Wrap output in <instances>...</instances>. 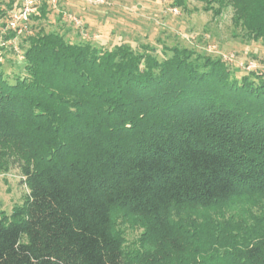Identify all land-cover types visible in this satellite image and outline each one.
<instances>
[{
  "label": "trees",
  "instance_id": "1",
  "mask_svg": "<svg viewBox=\"0 0 264 264\" xmlns=\"http://www.w3.org/2000/svg\"><path fill=\"white\" fill-rule=\"evenodd\" d=\"M201 1L264 42V0ZM0 2L5 17L17 0ZM20 37L10 72L19 54L0 45V172L20 168L29 191L0 211V264H264V73L180 43Z\"/></svg>",
  "mask_w": 264,
  "mask_h": 264
},
{
  "label": "rangeland",
  "instance_id": "2",
  "mask_svg": "<svg viewBox=\"0 0 264 264\" xmlns=\"http://www.w3.org/2000/svg\"><path fill=\"white\" fill-rule=\"evenodd\" d=\"M43 1L50 8L48 18H29V33L42 26L45 30H67L73 40L84 38L105 48L128 42L137 49L143 45L154 46L158 52L165 44L180 43L199 53L222 58L239 78L253 71L264 73V42L245 35V30L236 26L232 20V7L215 15L204 9L205 4L201 0H183L182 5L175 4L177 0H106V3L100 5L90 4L87 0H38L33 11ZM174 7L178 9L177 12H173ZM12 10L5 17H0V24L6 23L14 12ZM71 16L75 20H71ZM17 43L21 48V37ZM226 56L232 58L227 59ZM9 57L10 60H3L2 68L6 72L17 65L23 54H10ZM252 79L259 81L254 74ZM22 179L18 167L0 172V211L11 213L15 206L24 203L29 189ZM243 208L248 207L244 203L236 205L237 211ZM254 211L259 210L255 208ZM117 221L125 231L132 251L139 250L142 228L127 221L125 217H119Z\"/></svg>",
  "mask_w": 264,
  "mask_h": 264
},
{
  "label": "built area",
  "instance_id": "3",
  "mask_svg": "<svg viewBox=\"0 0 264 264\" xmlns=\"http://www.w3.org/2000/svg\"><path fill=\"white\" fill-rule=\"evenodd\" d=\"M1 1V0H0ZM90 4L100 5L106 3V0H87ZM19 5L18 10L16 11L17 4ZM38 4V0H17L16 6L13 8L14 11L11 14V17L6 21V27L3 29L2 34H6L8 30L16 31V35L13 37H9L8 39H3V36L0 38V45L13 47L14 50L20 55L23 54V51L18 46V38L27 31V24L30 18L31 13L35 9ZM0 2V7H1ZM177 8H173V12H177ZM8 14V13H7ZM10 14V13H9ZM71 20H75V17L71 16ZM226 58H232L231 56H226Z\"/></svg>",
  "mask_w": 264,
  "mask_h": 264
}]
</instances>
